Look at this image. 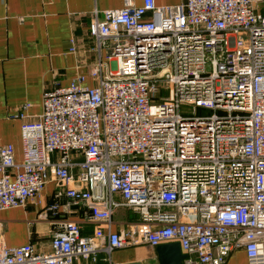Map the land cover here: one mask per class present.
Here are the masks:
<instances>
[{"label": "built area", "instance_id": "built-area-1", "mask_svg": "<svg viewBox=\"0 0 264 264\" xmlns=\"http://www.w3.org/2000/svg\"><path fill=\"white\" fill-rule=\"evenodd\" d=\"M89 35L115 68L94 67V86L78 75L44 90L34 120L30 103L18 109L23 157L0 146V210L55 181L94 222L112 224L122 207L140 220L91 235L63 220L51 251L0 245V264H75L173 241L184 264H226L238 251L264 264V0H125L94 10Z\"/></svg>", "mask_w": 264, "mask_h": 264}, {"label": "crops", "instance_id": "crops-1", "mask_svg": "<svg viewBox=\"0 0 264 264\" xmlns=\"http://www.w3.org/2000/svg\"><path fill=\"white\" fill-rule=\"evenodd\" d=\"M143 1L132 0L137 6ZM181 2L156 0L159 6ZM124 3L125 0H0V146L12 144L17 160L23 157V120L14 114L23 104H31L25 114L34 120L42 112L44 90L68 86L78 75L85 76L86 85L94 86L97 81L90 75L94 67L103 62L106 69L115 68L116 62L108 60V48L97 50L89 35V24L94 10L119 9ZM65 188L50 181L26 206L0 210V245L32 244L37 252H49L53 234L63 220L79 223L83 235L94 234L97 229L118 232L140 220L133 209L122 207L114 213L112 224L94 222L87 205L74 204L65 196ZM115 197L121 200L120 195ZM54 203L59 206L56 215L47 210ZM136 261L159 264L156 247L129 246L112 251L110 256L102 252L96 261L79 259L75 264ZM226 264L248 262L245 253L238 251Z\"/></svg>", "mask_w": 264, "mask_h": 264}, {"label": "water", "instance_id": "water-1", "mask_svg": "<svg viewBox=\"0 0 264 264\" xmlns=\"http://www.w3.org/2000/svg\"><path fill=\"white\" fill-rule=\"evenodd\" d=\"M159 264H184L186 254L179 242H167L156 247ZM125 264H143L142 262H129Z\"/></svg>", "mask_w": 264, "mask_h": 264}, {"label": "rangeland", "instance_id": "rangeland-1", "mask_svg": "<svg viewBox=\"0 0 264 264\" xmlns=\"http://www.w3.org/2000/svg\"><path fill=\"white\" fill-rule=\"evenodd\" d=\"M161 95L162 96H164V97H166L167 95H168V90H163L162 92H161ZM181 112L182 113H192V111L191 110H189L187 107H185V106H183L182 107V109H181ZM199 113L200 114H210V113H213V111H211V110H204V109H201L200 111H199Z\"/></svg>", "mask_w": 264, "mask_h": 264}]
</instances>
